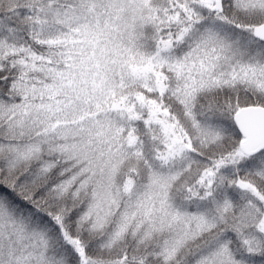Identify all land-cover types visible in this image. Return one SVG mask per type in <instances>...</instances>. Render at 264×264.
Instances as JSON below:
<instances>
[{"label":"trees","instance_id":"trees-1","mask_svg":"<svg viewBox=\"0 0 264 264\" xmlns=\"http://www.w3.org/2000/svg\"><path fill=\"white\" fill-rule=\"evenodd\" d=\"M93 1L0 0V220H25L44 231L46 255L52 251L62 264H199L201 257L212 264L207 252L217 245L230 256L219 254L220 264H264V233L247 221L261 220L264 210V147L244 155L233 121L237 110L264 107V43L249 34L264 22V1L229 0L217 15L222 31L211 35L227 46L241 41L256 58H225L224 70L201 86L176 71L194 47L213 40L209 15L136 20L128 52L116 48L95 66L96 58H73L84 44L68 48L70 24L89 16ZM100 5L106 12L109 5ZM117 8L122 16L130 11ZM248 66L263 75L242 78ZM158 106L167 115L154 117ZM161 120L189 147L169 151ZM205 169L214 172L209 187ZM163 192L172 211L212 220L201 233L188 227L185 254L162 257L166 241L150 224L165 220L152 203ZM120 220L144 221L134 234L132 225L114 236ZM212 240L217 245H207ZM13 242L0 240V260L35 264L26 254L17 259Z\"/></svg>","mask_w":264,"mask_h":264},{"label":"rangeland","instance_id":"rangeland-1","mask_svg":"<svg viewBox=\"0 0 264 264\" xmlns=\"http://www.w3.org/2000/svg\"><path fill=\"white\" fill-rule=\"evenodd\" d=\"M98 1V0H97ZM216 1L217 0H100V2H97L94 0L91 3V7L89 8V16H87L85 13L83 15L77 16L78 18H82L85 20L87 17L89 19V22L92 21V23H86L82 21H79L77 17H75L74 23L70 24V37L68 39L69 42V49H71V42L73 41L75 44H84V46H79V49H81L82 55H73V58H78V61H89L90 58H96V64L95 66H98V62L100 61L98 58H112L109 56L108 52L113 51L116 48H119L122 50L123 53L128 52V47L130 45L129 36L131 35V32L134 30L135 26L134 23L136 20H142L143 22H146L147 19L155 17L156 20H161L163 23H169L171 21H175L176 19L181 20H189L192 17H195V15H199V13H202L200 16H207V31L208 34L210 33V36L213 37V40H208L207 43H205V46L202 47L197 46L194 47L191 50L192 56L190 57V60L188 62L183 63V66L179 69L177 67L176 73L184 80L185 83L190 85L193 83H198V86L206 82L208 80H212L214 77L211 72L214 70L216 75H218V72L224 70V65L226 63L225 58H242L249 52L246 51V48L243 44H241V41L238 43H235L234 45L230 44V46H227L223 43H221L219 40L216 39L214 35H211V33L215 34L217 32L222 31V22H220L221 17L219 18L217 15L222 14L227 4L229 3V0H227V3L224 4L223 0H220L219 3V11L215 9L216 7ZM252 2H255L257 0H249ZM264 0H259L258 2H262ZM103 4L105 6L109 7L107 8V11L103 13L102 8H105L100 5ZM117 6H122L129 8L128 14L124 13L125 15H121L122 9L117 8ZM161 6V7H160ZM164 6V7H162ZM171 6V7H170ZM182 6V7H180ZM98 7V8H97ZM170 7V8H169ZM126 10V9H124ZM158 10H160L158 12ZM86 11H88L86 9ZM100 12V13H98ZM212 12V14H211ZM108 13L107 15H105ZM101 18L105 19V24H101L99 21ZM99 21V24L96 23ZM264 23V22H262ZM260 24V23H259ZM257 25V24H256ZM255 25H253L250 30V38L254 39V42L264 43V41H259L258 39H255L252 35V29ZM246 43V42H244ZM252 46H254L252 44ZM164 49V47L162 48ZM166 49V47H165ZM71 51V50H70ZM253 51V50H252ZM72 53V51H71ZM153 51L148 54L149 57L152 58ZM245 54V55H244ZM247 58H253L250 55H246ZM184 58H187L184 56ZM256 58V57H254ZM222 70H219L222 68ZM245 70L243 71L242 78H249L254 80V78H259L261 73L258 75L257 72L253 71L256 68L260 67H254V66H248L244 67ZM219 70V71H218ZM262 71H264V65L262 66ZM260 72V69H259ZM233 74H235L233 72ZM263 75V74H262ZM261 75V76H262ZM202 81V82H201ZM191 82V83H190ZM77 84V82L69 83L70 85ZM183 91L190 93V88H184ZM252 107V106H247ZM245 107V108H247ZM262 107V106H258ZM116 109H119L118 107H115ZM264 108V107H263ZM244 109V108H242ZM237 110V112L241 111ZM150 110H152V105L150 106ZM154 117L158 114H163V116L167 115L166 111L164 109H161L159 106L154 107ZM235 115V114H234ZM233 121L234 116H233ZM236 124V122H235ZM161 125L163 127V133H165L166 137L168 138V147L169 151L172 150V153L177 154L178 151L182 150L185 147H189V144H181V141L178 143L176 139L173 137L172 133L174 132L173 128L169 126L170 124L166 123L164 120H161ZM237 125V124H236ZM243 140H240V142ZM183 143V142H182ZM185 151H187L185 149ZM168 155V153H167ZM262 174L264 175V165L262 167ZM205 178L203 179L204 185L206 187H209L211 183L213 182L214 178V172L208 171V169L204 170ZM213 176V177H212ZM220 186H216L215 188L208 189L210 193H217L218 190H216ZM255 192V191H254ZM154 193H157V191H154ZM164 195L158 197L161 202L156 203L152 202L154 204L153 208H156V213L159 215H165V220H150V224L154 225L155 230H159V234H162V237L166 241L163 248L164 251H161L163 253L162 257H165L167 255H170L176 251L181 250V247L184 246V242L186 240V234L187 232H190V227L195 228L197 232L201 233L202 230L205 229V226H207L208 223L212 224V220L206 219L205 214L199 215V220H191L192 216L187 215L181 212L179 215V211L176 209V211H172L170 209L171 203L167 201L169 198L168 195L163 192ZM257 195V193H254ZM258 196V195H257ZM261 199V197H259ZM264 201V199H263ZM151 201L148 202L150 204ZM264 204V203H263ZM0 210L1 204H0ZM153 212V210H152ZM217 214L222 215L223 212L217 211ZM179 216V217H178ZM261 220H247V221H254L255 226L257 228L258 232L264 233V210L262 212ZM183 218V219H182ZM218 218V217H217ZM216 218V220H217ZM100 221V222H99ZM122 221L118 228L114 231V236H118L119 234H123L125 230H127V227L133 225V234L137 231L139 228V224L141 221L139 220L135 222V220H120ZM195 221V225L192 226V223ZM99 224H106L109 223V220H98ZM135 222V223H134ZM114 223V221L110 222ZM142 223V222H141ZM246 225H250L249 222H246ZM189 227V228H188ZM192 234H190L191 236ZM189 236V235H188ZM0 240H5L7 238H11L14 240L13 245L19 247V256H24L26 254L28 256L27 259H34L36 257L37 260H35V264H62L61 258L55 257L56 259H53V253L50 251V256L46 255V252H49V247H51L48 237L46 233L42 230L36 229L34 227H29L26 225L25 220H0ZM244 242H247L245 240ZM122 243V241H121ZM217 245L213 240L211 242H208L207 245ZM216 249L212 248L209 249L207 252V255L214 260L212 264H220L221 262H217V260L221 259V254L224 256V258L228 257L229 260V251L228 248L224 247L223 245L219 246ZM13 247V246H12ZM255 247H250L253 249ZM183 254L186 253V250H181ZM161 253V254H162ZM156 254V253H155ZM217 258V259H216ZM6 258L3 260H0V264H5ZM201 262L199 264H206L205 258L201 257ZM118 264H120V260L116 261ZM77 264H96L94 261L90 262L89 260L85 261L79 260Z\"/></svg>","mask_w":264,"mask_h":264},{"label":"water","instance_id":"water-1","mask_svg":"<svg viewBox=\"0 0 264 264\" xmlns=\"http://www.w3.org/2000/svg\"><path fill=\"white\" fill-rule=\"evenodd\" d=\"M220 0L216 1V10L219 9ZM252 35L259 41H264V23L257 24L252 29ZM234 120L243 137L239 143L240 151L247 156L264 146V108L252 106L235 113Z\"/></svg>","mask_w":264,"mask_h":264}]
</instances>
